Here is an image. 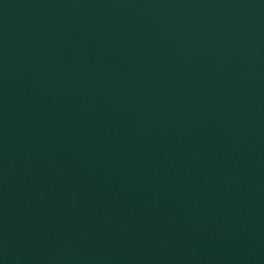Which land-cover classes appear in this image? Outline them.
<instances>
[{
  "label": "water",
  "instance_id": "obj_1",
  "mask_svg": "<svg viewBox=\"0 0 264 264\" xmlns=\"http://www.w3.org/2000/svg\"><path fill=\"white\" fill-rule=\"evenodd\" d=\"M0 264H264V0H0Z\"/></svg>",
  "mask_w": 264,
  "mask_h": 264
}]
</instances>
